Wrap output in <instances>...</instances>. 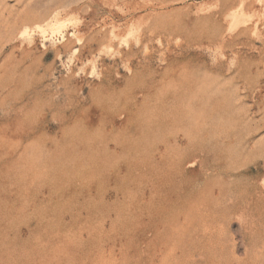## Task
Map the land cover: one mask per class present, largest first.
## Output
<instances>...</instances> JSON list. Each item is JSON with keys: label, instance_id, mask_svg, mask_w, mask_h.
Segmentation results:
<instances>
[{"label": "rangeland", "instance_id": "374dc122", "mask_svg": "<svg viewBox=\"0 0 264 264\" xmlns=\"http://www.w3.org/2000/svg\"><path fill=\"white\" fill-rule=\"evenodd\" d=\"M0 264H264V0H0Z\"/></svg>", "mask_w": 264, "mask_h": 264}]
</instances>
